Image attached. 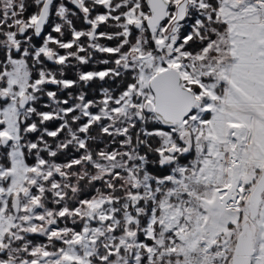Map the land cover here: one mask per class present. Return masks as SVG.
Returning <instances> with one entry per match:
<instances>
[{
    "label": "snow or ice",
    "instance_id": "obj_1",
    "mask_svg": "<svg viewBox=\"0 0 264 264\" xmlns=\"http://www.w3.org/2000/svg\"><path fill=\"white\" fill-rule=\"evenodd\" d=\"M0 264H264V0H0Z\"/></svg>",
    "mask_w": 264,
    "mask_h": 264
}]
</instances>
